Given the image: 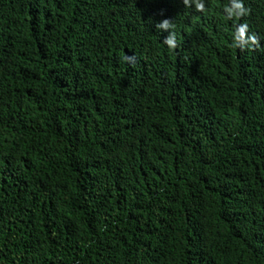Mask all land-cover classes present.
<instances>
[{
  "label": "trees",
  "instance_id": "trees-1",
  "mask_svg": "<svg viewBox=\"0 0 264 264\" xmlns=\"http://www.w3.org/2000/svg\"><path fill=\"white\" fill-rule=\"evenodd\" d=\"M227 4L0 0V264H264V0Z\"/></svg>",
  "mask_w": 264,
  "mask_h": 264
},
{
  "label": "clouds",
  "instance_id": "clouds-1",
  "mask_svg": "<svg viewBox=\"0 0 264 264\" xmlns=\"http://www.w3.org/2000/svg\"><path fill=\"white\" fill-rule=\"evenodd\" d=\"M182 3L187 6L189 3L194 6L196 11H204V0H182ZM223 12L226 20H238L240 17L247 15L248 9L245 7L244 0H228V4L224 6ZM156 27L161 31H166L168 35L164 38L163 43L169 48L175 47V38L170 31L172 24L170 20L163 19ZM247 33V25L239 24L234 31L232 46L243 49L245 45H256L257 38L255 35Z\"/></svg>",
  "mask_w": 264,
  "mask_h": 264
}]
</instances>
